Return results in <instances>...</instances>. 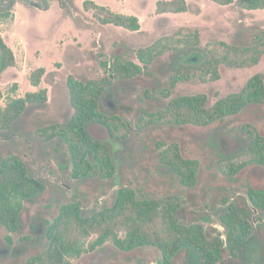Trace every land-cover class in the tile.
<instances>
[{"label": "rangeland", "instance_id": "374dc122", "mask_svg": "<svg viewBox=\"0 0 264 264\" xmlns=\"http://www.w3.org/2000/svg\"><path fill=\"white\" fill-rule=\"evenodd\" d=\"M84 1L64 0L67 6L63 7L59 0H51L48 9L44 10L33 4H42L41 0H17L9 17L0 15V34L16 57L15 66L0 76L4 94L0 104L5 106L11 98L22 97L41 88L48 91V104L29 106L10 131L0 130V159L11 154L19 156L29 172L46 185L44 192L34 200L24 201L16 232L9 233L0 224V264H28L30 256L43 250L46 246L45 220H53L62 204L79 200L84 215H90L110 205L116 190L124 185H132L151 199L180 195L185 200L183 204L179 199L180 219L201 222L209 232L210 227H214L218 233L224 232L217 216L222 205L232 203L244 209L249 206V217L253 219L247 190L249 187L264 189V168L260 165L248 166L233 177L222 175L218 168L220 156L236 155L246 148L245 124H253L264 135V105L248 106L238 115L205 127L164 125L142 131L135 129L141 110L157 111L173 96L204 93L211 106L218 99L241 91L253 75L264 73V56L253 67L221 65L217 80L207 77L204 81L198 75L191 76L188 81L176 85L170 98L163 97L160 92L168 86L170 75L179 69L188 71L193 67L197 70L206 57L202 56L197 62V54L168 53L136 78L113 79L111 96L103 98L102 109L106 114H117L125 119L132 132L126 139L115 140L99 123L91 124L89 132L110 146L115 175L107 179L99 176L73 178L62 141L46 142L37 134L40 127L63 122L71 116L67 85L70 75L79 80L112 75L110 67L115 56L121 55L140 63L136 55L138 49L179 30H198L200 46L205 47L215 41L249 44L256 33L264 29V9H243L236 2L221 5L212 0H187V12L158 14L159 0H95L115 11L137 15L142 28L130 31L100 23L93 11L84 10ZM103 61L108 62L109 68L103 66ZM39 67H44L46 72L41 85L35 87L29 76ZM158 143H164V147L177 143L183 156L199 160L195 187L182 186L158 162ZM260 215L264 217V214ZM203 216L212 217V222L205 221ZM217 232H213V236ZM121 236H124L123 232ZM96 237L92 235L87 239L82 254L71 256L69 260L73 264H158L162 258L160 250L154 246L124 251L112 241H106L91 249L90 243ZM254 243L260 250L254 255L251 252L247 260H240L241 263L250 264L253 260L254 264H264V224L256 225ZM190 257L191 254L182 251L175 264H191ZM237 262L225 253L223 264Z\"/></svg>", "mask_w": 264, "mask_h": 264}, {"label": "trees", "instance_id": "16d2710c", "mask_svg": "<svg viewBox=\"0 0 264 264\" xmlns=\"http://www.w3.org/2000/svg\"><path fill=\"white\" fill-rule=\"evenodd\" d=\"M17 0L0 1V15L9 17L10 10ZM51 0H41L39 8L49 7ZM66 7L64 0H59ZM221 5L236 2L241 8L248 10L264 9V0H212ZM30 4V1H28ZM5 5L3 9L2 6ZM85 11H93L94 16L102 24H113L130 31H140V18L135 14H126L99 4L95 0H85ZM189 10L187 0H159L156 12L183 13ZM196 55L199 62L206 57L204 63L194 70H175L170 75L169 84L160 92L163 97L170 98L172 90L180 82L188 81L191 76L198 75L206 81L207 77L217 80L220 77L219 67L226 65L232 68H248L257 65L264 56V29L257 32L249 44L228 43L225 41L209 42L200 46L198 30L163 36L153 44L140 48L136 55L140 63L126 59L121 55L114 58L110 69L112 75L98 79L79 80L70 75L67 85L70 94L72 113L63 122L51 123L37 129V134L46 142L59 139L66 147L69 166L74 177L112 178L116 167L110 146L94 137L89 132L93 123L103 125L115 140L128 137L130 130L123 118L117 114H106L102 109L103 98L111 96L113 79L130 80L149 70V66L165 54ZM200 53V54H198ZM199 55V56H198ZM193 61V60H192ZM16 57L12 48L0 34V76L10 67L15 66ZM108 67V62L103 61ZM46 69L39 67L31 72L29 79L33 86L41 85ZM191 72V73H190ZM4 94L0 84V102ZM208 96L204 93L178 95L157 111L143 110L139 126L144 129L156 124L173 125H209L228 116L238 115L251 105H264V73L253 75L237 93L218 99L213 105L208 104ZM48 104V91L27 92L22 97L11 98L5 106L0 104V130L10 131L13 123L32 105ZM243 130L248 136L245 149L239 154L223 156L220 161L221 170L230 176L237 175L251 165L264 168V135L253 124H245ZM158 156L171 161L179 178L195 187L199 170V160L183 158L180 146L172 143L166 147L158 143ZM44 181L32 175L25 162L17 155L11 154L0 159V224L9 233L19 229V218L24 208V201L34 200L44 192ZM249 202L256 208L264 210V189L249 187ZM227 202V201H226ZM251 210L238 208L235 204H227L218 209L219 223L224 227L218 233L214 227L209 232L204 224L197 221H182L180 206L175 202H160L137 194L134 189L119 187L113 202L90 215H84L81 203L77 200L62 205L53 220H45L46 246L28 259V264H73L69 257L79 256L85 249L87 239L96 235L90 243L94 249L106 241H112L119 249L132 251L139 247L154 246L162 254L158 264H175L176 257L183 251L191 254V264H223L225 253L235 264L247 257L253 250L255 228L249 214ZM209 223L212 217L203 216ZM124 236H121V233ZM213 232L218 234L213 236ZM11 242V237L8 236ZM27 240V237L24 238Z\"/></svg>", "mask_w": 264, "mask_h": 264}, {"label": "flooded vegetation", "instance_id": "af4514ba", "mask_svg": "<svg viewBox=\"0 0 264 264\" xmlns=\"http://www.w3.org/2000/svg\"><path fill=\"white\" fill-rule=\"evenodd\" d=\"M186 62L188 61L187 59L185 60ZM142 111L143 110H141V113H142ZM140 117H141V114L139 115V117H138V119H137V122H136V124H135V129L136 130H138V131H142V130H144V128L142 127V126H139V120H140ZM124 120V122H125V125H126V127L130 130V133L132 132V127L129 125V123L125 120V119H123ZM164 125H173V124H170V123H163V124H156L155 126L156 127H158V126H164ZM186 125H194V124H186ZM178 126H184V125H178ZM194 126H198V127H205V126H203V125H194ZM207 126V125H206ZM129 133V134H130ZM110 136V135H109ZM129 136V135H128ZM111 138V137H110ZM126 138H127V136H126ZM125 138V139H126ZM183 158L184 159H187V160H194V159H191V158H187V157H185V156H183ZM224 157L223 156H220V158H219V161H218V168H219V171H220V173L222 174V175H226V176H229V177H233V176H230V175H228V174H226L224 171H222L221 169V166H220V161L223 159ZM197 160V159H196ZM158 162L160 163V164H162L165 168H167V170H169L170 171V173H171V175L173 176V177H175L176 179H178V181H179V183L182 185V186H184V187H186V188H192V187H188V185H186V183L185 182H183L180 178H179V176H178V173L176 172V170H175V168L177 167V166H172L171 165V161H169V160H167V159H164V158H162V157H160V156H158ZM67 167V166H66ZM178 168V167H177ZM199 170H200V165H199ZM199 170H198V173H199ZM235 176V175H234ZM73 178H76V179H80V178H85V177H74L73 176ZM106 179V178H105ZM197 183H198V174H197V179H196V182H195V185H197ZM121 187H128V188H131V189H134L135 191H136V193L137 194H143L144 195V193H142V191H140V190H138L137 188H135V187H133L132 185H124V186H121ZM247 198H248V195H247ZM179 199L181 200L182 199V197L180 196V195H178V194H175V195H170V196H168L167 198H163V199H155V200H157V201H162V202H166V201H171V202H175L176 204H178L179 206H181V203L179 202ZM249 199V198H248ZM183 200V204L185 203V200L184 199H182ZM77 201H79V200H77ZM72 202H74V201H72ZM80 202V201H79ZM81 203V202H80ZM250 203V202H249ZM67 204V203H66ZM62 205H64V204H62ZM61 205V206H62ZM250 205V204H249ZM60 206V207H61ZM223 206L224 205H222L221 207L223 208ZM251 206V205H250ZM81 209L83 210V205L81 204ZM260 213H262V214H264V210H261V209H259V208H257V213L255 214V217H254V211H253V226H254V228H255V230H256V225L257 224H264V217H263V215H260ZM204 217H206V216H204ZM10 242V241H9ZM256 246H258V244L257 243H253V250H252V253H253V255L254 254H257L258 253V250H260L259 248L257 249L256 248ZM250 264H254L253 263V260H252V262L250 263ZM256 264H258V263H256Z\"/></svg>", "mask_w": 264, "mask_h": 264}, {"label": "water", "instance_id": "95a60500", "mask_svg": "<svg viewBox=\"0 0 264 264\" xmlns=\"http://www.w3.org/2000/svg\"><path fill=\"white\" fill-rule=\"evenodd\" d=\"M35 6H37V7H39V5L37 4V3H33ZM44 10H47L48 8L47 7H45V8H43ZM250 205H251V207H252V209H253V211H254V217H255V214L257 213V208L256 207H254L253 205H252V203L250 202Z\"/></svg>", "mask_w": 264, "mask_h": 264}]
</instances>
